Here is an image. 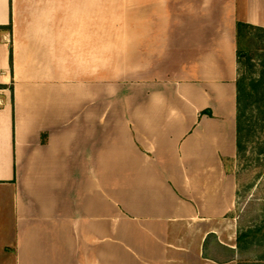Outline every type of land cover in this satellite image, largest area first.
Segmentation results:
<instances>
[{
	"label": "crops",
	"instance_id": "0c3cea01",
	"mask_svg": "<svg viewBox=\"0 0 264 264\" xmlns=\"http://www.w3.org/2000/svg\"><path fill=\"white\" fill-rule=\"evenodd\" d=\"M78 1L0 0V264H243L236 27L264 0H145L166 31L122 82L81 65Z\"/></svg>",
	"mask_w": 264,
	"mask_h": 264
},
{
	"label": "rangeland",
	"instance_id": "374dc122",
	"mask_svg": "<svg viewBox=\"0 0 264 264\" xmlns=\"http://www.w3.org/2000/svg\"><path fill=\"white\" fill-rule=\"evenodd\" d=\"M84 1H87V3L84 2L82 8L73 11V17L80 19L82 31L79 37H83L85 40L81 42L80 47L82 50L84 45L87 44L88 47L87 56L80 57L81 65L84 66L86 60L88 71L92 70L94 71L92 73H95L103 70L104 80H119L120 82L127 81L130 78L137 79L145 70L152 69L153 66L150 65L151 57L147 60L144 58V47L147 43L145 41H150L149 36L151 34H160L166 31V26H159V22L156 23V26L154 24L149 25V16L156 13V11L144 10L145 0ZM188 10L184 9L182 11L183 17L188 16ZM161 12L165 13L164 10ZM157 19L159 20V18ZM187 22L189 23L188 20ZM176 26L177 28L171 30V32L177 34L178 37L184 35L185 32L181 30L179 25ZM254 27L257 29L244 31L242 39V49L248 51V55L243 60H239L237 56L238 80L245 78L249 83L258 81L264 72V27ZM185 28L190 30L191 26L187 25ZM97 37L98 41H96ZM87 38L88 42L86 41ZM95 50L98 51V57ZM128 71L133 77H129ZM259 92L261 94L262 90ZM250 155H253V153L251 152ZM253 156L256 157L255 154ZM262 164L263 162L250 163V166L253 165L251 167L256 169L246 174L245 171L242 176L244 185H252V188L248 191L251 196L247 199L250 201V199L259 198L260 202L254 203L256 206H252V203L246 205L245 202L237 206L229 218L232 223L226 226V231L238 233L241 227L244 229L258 225L262 221L260 217L264 211V172L260 174L261 171H264L262 170L264 167V165L261 166ZM230 167L234 173L239 170L236 163L231 162ZM217 228H222V225L217 223ZM232 237V235L229 239L227 237V242H230ZM248 245L237 251L239 261L243 264H264V241ZM210 250V254L219 261L230 256L229 253L221 252L222 250L216 245Z\"/></svg>",
	"mask_w": 264,
	"mask_h": 264
},
{
	"label": "trees",
	"instance_id": "16d2710c",
	"mask_svg": "<svg viewBox=\"0 0 264 264\" xmlns=\"http://www.w3.org/2000/svg\"><path fill=\"white\" fill-rule=\"evenodd\" d=\"M251 29L257 28L244 23L237 24V56L239 60L245 59V56L248 55V51L242 49V39L244 31ZM258 90H262L261 94ZM207 114L212 116L210 112ZM236 146L237 156L232 162L236 163L239 169L238 172H233L237 182V206L243 202L246 205L252 203L253 206L260 200L259 198H249L250 201L247 199L251 196L248 191L252 185H244L242 176L245 171L246 174L256 169L252 168L253 165L250 166V163L263 162L261 166L264 165V72L258 81L249 83L243 78L237 82ZM251 152L256 157L250 155ZM226 167L228 172H232L230 164H226ZM263 172L261 171L260 174ZM260 217L262 221L258 225L239 229L237 238L239 250L248 244L264 241V211Z\"/></svg>",
	"mask_w": 264,
	"mask_h": 264
}]
</instances>
